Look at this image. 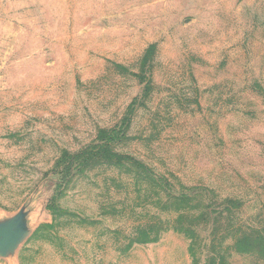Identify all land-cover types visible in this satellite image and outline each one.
Listing matches in <instances>:
<instances>
[{
    "label": "rangeland",
    "instance_id": "obj_1",
    "mask_svg": "<svg viewBox=\"0 0 264 264\" xmlns=\"http://www.w3.org/2000/svg\"><path fill=\"white\" fill-rule=\"evenodd\" d=\"M100 129L143 166L65 176ZM19 213L0 264H264V0H0V220Z\"/></svg>",
    "mask_w": 264,
    "mask_h": 264
},
{
    "label": "trees",
    "instance_id": "obj_2",
    "mask_svg": "<svg viewBox=\"0 0 264 264\" xmlns=\"http://www.w3.org/2000/svg\"><path fill=\"white\" fill-rule=\"evenodd\" d=\"M154 44H151L147 50V55L150 56L154 50ZM146 89H149L146 83ZM132 103L129 106V111H131ZM118 140V131L116 129H100L98 131L97 139L94 143L88 145L87 147L81 149L80 151L69 153L63 152L60 159L58 160L56 166H62V171L66 175L71 173V170L75 168L77 171L81 170L83 167L90 165L96 161L112 162L115 164H122L125 161L131 162L137 166H143L134 157L121 154L114 151L111 148V144ZM143 238L136 239L138 242L147 243L157 241L159 237V232H154L153 235H149L143 232ZM264 239L263 236H261ZM236 250L240 252L250 251L255 246L249 242L248 236H242L238 238L235 242ZM223 264V262H222Z\"/></svg>",
    "mask_w": 264,
    "mask_h": 264
},
{
    "label": "water",
    "instance_id": "obj_3",
    "mask_svg": "<svg viewBox=\"0 0 264 264\" xmlns=\"http://www.w3.org/2000/svg\"><path fill=\"white\" fill-rule=\"evenodd\" d=\"M25 235L22 213L0 220V257L12 253Z\"/></svg>",
    "mask_w": 264,
    "mask_h": 264
}]
</instances>
